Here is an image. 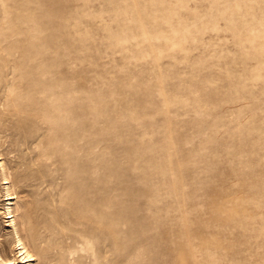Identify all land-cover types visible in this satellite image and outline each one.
I'll return each instance as SVG.
<instances>
[{
    "label": "rangeland",
    "instance_id": "obj_1",
    "mask_svg": "<svg viewBox=\"0 0 264 264\" xmlns=\"http://www.w3.org/2000/svg\"><path fill=\"white\" fill-rule=\"evenodd\" d=\"M0 100L36 264H264V0H0Z\"/></svg>",
    "mask_w": 264,
    "mask_h": 264
},
{
    "label": "bare ground",
    "instance_id": "obj_2",
    "mask_svg": "<svg viewBox=\"0 0 264 264\" xmlns=\"http://www.w3.org/2000/svg\"><path fill=\"white\" fill-rule=\"evenodd\" d=\"M14 80H15L14 86H15V89H17L18 82H17L16 75H15ZM8 112L13 113L12 118L13 116L17 117V110H15V108L12 111H10L9 107L6 104H3V105L0 104V127L2 124L1 121H2L3 115H5ZM10 130L11 129H8V131ZM12 134L18 135V129L14 125L12 128ZM2 147H1V137H0V185H1L2 197L4 198L3 202H7L6 204H4L3 215H5L6 219L8 220V223H9L8 227L11 228V235L14 239L15 248L19 255L18 258L21 259L23 264H36L35 262L37 261V258L34 254L31 253L26 243L24 242L22 235H21V230L16 220L17 218H16L15 203H13V201L16 199L15 194L13 192V186H12L13 177L10 173V169L5 160L6 158H4L2 154V151H1ZM16 261L17 259L16 260L11 259L9 261H4L3 259L0 258V264H15Z\"/></svg>",
    "mask_w": 264,
    "mask_h": 264
}]
</instances>
